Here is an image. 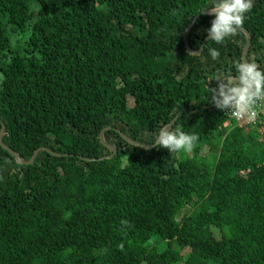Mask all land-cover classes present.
<instances>
[{"label": "trees", "instance_id": "1", "mask_svg": "<svg viewBox=\"0 0 264 264\" xmlns=\"http://www.w3.org/2000/svg\"><path fill=\"white\" fill-rule=\"evenodd\" d=\"M208 3L0 0V264H264V122L208 92L246 34L183 37ZM239 27L264 68V0ZM161 126L198 141L168 152Z\"/></svg>", "mask_w": 264, "mask_h": 264}, {"label": "clouds", "instance_id": "2", "mask_svg": "<svg viewBox=\"0 0 264 264\" xmlns=\"http://www.w3.org/2000/svg\"><path fill=\"white\" fill-rule=\"evenodd\" d=\"M252 6L253 0H209L203 7L212 14L210 26L205 30L208 39L220 44L227 37L234 36ZM208 54L213 61L220 55L215 48H209ZM235 69L236 76L217 74L212 79L216 81V86L207 85L210 101L216 109L230 111L238 120L246 118L248 122H253L259 102L264 101V68L245 58L235 64ZM197 141L196 134L182 131L181 126H161L155 133V145L173 153L189 152Z\"/></svg>", "mask_w": 264, "mask_h": 264}, {"label": "water", "instance_id": "3", "mask_svg": "<svg viewBox=\"0 0 264 264\" xmlns=\"http://www.w3.org/2000/svg\"><path fill=\"white\" fill-rule=\"evenodd\" d=\"M203 14H211V12L208 10V11H203L202 12ZM195 19H196V17H195ZM194 19V20H195ZM193 20V21H194ZM193 23V22H192ZM190 28V25H188V27L184 30V32H183V37H184V41H185V45H186V48L188 49V51L189 52H191V53H198V52H200L202 49H203V46H204V43L206 42V40L208 39V36H206V38L204 39V42H203V44L200 46V48L198 49V50H196V51H193V50H191L190 48H189V46H188V43H187V38H186V33H187V31H188V29ZM239 29H241V30H244V32H245V34H246V44H245V46H244V48H243V50H242V60L244 59V54H245V52H246V50L248 49V46H249V44H250V40H251V38H250V34H249V32L247 31V30H245L244 29V27L242 28V27H238ZM175 120V119H174ZM173 120V121H174ZM172 121V122H173ZM171 122V123H172ZM3 132H4V125H2L1 126V129H0V144L3 146V148H6V149H8L10 152H11V154H14V152L11 150V149H9L7 146H5L3 143H2V141H1V138H2V135H3ZM102 132L103 131H101L100 132V134H99V138H100V140L102 141V143L103 144H106V143H104V141H103V139H102ZM120 135L123 137V138H125L127 141H129V142H132L131 140H129L125 135H123L122 133H120ZM133 143V142H132ZM136 145H138V146H140V147H144V148H150V147H152L153 145H141V144H136ZM111 150H112V152L114 153L115 152V149L112 147V146H110V145H107ZM36 153H37V151H35L34 152V154L33 155H31V158H30V160L28 161V163H30L32 160H33V158L35 157L34 155H36ZM17 159V158H16ZM18 160V159H17ZM18 162H21V163H23V161H21V160H18Z\"/></svg>", "mask_w": 264, "mask_h": 264}, {"label": "built area", "instance_id": "4", "mask_svg": "<svg viewBox=\"0 0 264 264\" xmlns=\"http://www.w3.org/2000/svg\"><path fill=\"white\" fill-rule=\"evenodd\" d=\"M231 115L234 116L232 113H231ZM234 118L236 120H238L235 116H234ZM244 119H246V118H244ZM239 120H242V119H239ZM262 122H264V101L259 102V106L257 108V116H256L255 120L251 123H262Z\"/></svg>", "mask_w": 264, "mask_h": 264}]
</instances>
